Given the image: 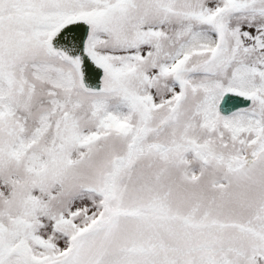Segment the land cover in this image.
<instances>
[{"label":"snow or ice","instance_id":"1","mask_svg":"<svg viewBox=\"0 0 264 264\" xmlns=\"http://www.w3.org/2000/svg\"><path fill=\"white\" fill-rule=\"evenodd\" d=\"M0 264H264V0H0Z\"/></svg>","mask_w":264,"mask_h":264}]
</instances>
